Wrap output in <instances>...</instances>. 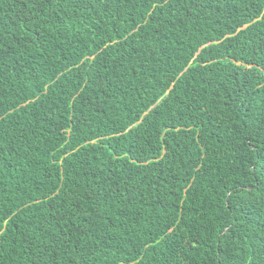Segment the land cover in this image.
<instances>
[{"label": "trees", "instance_id": "1", "mask_svg": "<svg viewBox=\"0 0 264 264\" xmlns=\"http://www.w3.org/2000/svg\"><path fill=\"white\" fill-rule=\"evenodd\" d=\"M0 264H264V0H0Z\"/></svg>", "mask_w": 264, "mask_h": 264}]
</instances>
